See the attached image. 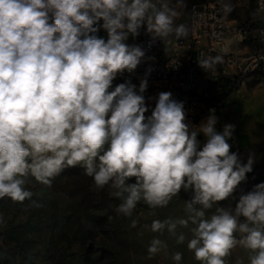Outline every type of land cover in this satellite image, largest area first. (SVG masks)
<instances>
[{
	"label": "clouds",
	"instance_id": "clouds-1",
	"mask_svg": "<svg viewBox=\"0 0 264 264\" xmlns=\"http://www.w3.org/2000/svg\"><path fill=\"white\" fill-rule=\"evenodd\" d=\"M218 2L225 15L234 10L231 0ZM179 15L168 0H0V199L31 200L30 178L51 187L75 167L92 178L93 191L108 189L120 201L114 211L124 217L140 202L165 208L190 191L183 218L144 227L166 230L179 244L186 237L177 229H189L187 248L199 264H227L236 247L248 251V264H264V182L236 196L254 158L242 163L230 151L235 126L218 132L215 109L192 124L171 92L159 93L146 116V78L138 88L131 80L113 87L145 58L141 46L126 43L129 36L144 28L153 40L184 37ZM101 27L107 40L96 35ZM218 62L219 56L198 57L206 72ZM226 200L235 207L220 206ZM166 250L156 237L147 248L149 258ZM182 258L170 257L174 264Z\"/></svg>",
	"mask_w": 264,
	"mask_h": 264
},
{
	"label": "rangeland",
	"instance_id": "rangeland-1",
	"mask_svg": "<svg viewBox=\"0 0 264 264\" xmlns=\"http://www.w3.org/2000/svg\"><path fill=\"white\" fill-rule=\"evenodd\" d=\"M168 2L180 13L175 23L187 27V35L179 39L190 36L195 5L219 3L218 0ZM231 2L235 7L229 17L248 34V44L253 50L264 51V15L261 19L252 4ZM174 40L177 38L173 35L163 41ZM213 101L220 107L224 97H214ZM259 178V183L264 182V168ZM92 184V178L84 171L70 170L55 177L51 187L30 178L25 187L33 193L31 200L21 203L7 197L0 199V216L6 221L0 225V264H168V260L174 264L170 257L176 252L182 253L180 264H199L187 248L191 239L189 229H177V234L183 232L186 237L179 244L166 230L153 233L144 227L155 219L183 218V201L179 204L173 198L161 212V208L150 209L140 202L132 217H124L114 211L120 201L111 197L108 189L93 191ZM240 188L247 193L253 187ZM32 201L41 207L34 206ZM109 216L113 219L109 220ZM133 219L137 221L135 227ZM154 237L164 241L167 250L149 258L147 248ZM248 256L247 250L236 247L226 261L248 264Z\"/></svg>",
	"mask_w": 264,
	"mask_h": 264
},
{
	"label": "built area",
	"instance_id": "built-area-1",
	"mask_svg": "<svg viewBox=\"0 0 264 264\" xmlns=\"http://www.w3.org/2000/svg\"><path fill=\"white\" fill-rule=\"evenodd\" d=\"M240 1L244 4L253 1L262 19L264 9L258 8V0ZM96 35L105 40L108 38L102 27ZM226 40H233L236 46L226 48ZM248 41V34L221 11L219 3L195 5L192 9L191 33L187 38L170 42L153 40L144 28H141L139 36L133 38L130 35L126 43L141 46L145 58L134 73H125L114 80L113 87L131 80L138 88L141 79L146 78L144 96L149 108L146 116L155 107L159 93L171 92L173 99L184 103L188 121L199 125L204 102L222 96L224 86L233 88L248 77L264 75V51L250 49ZM239 46H245L246 50H241ZM217 56L221 57V62L209 72L198 65V57ZM228 143L231 147L237 146L234 137ZM70 170L84 171L75 167L63 172Z\"/></svg>",
	"mask_w": 264,
	"mask_h": 264
},
{
	"label": "crops",
	"instance_id": "crops-1",
	"mask_svg": "<svg viewBox=\"0 0 264 264\" xmlns=\"http://www.w3.org/2000/svg\"><path fill=\"white\" fill-rule=\"evenodd\" d=\"M229 44L230 48L236 46L233 40H229ZM239 48L246 50L245 46H239ZM249 48L252 49L250 46ZM261 77L264 75L248 77L233 88L228 85L224 86L222 88L223 104L217 107L213 98L206 100L199 118L201 123L209 115V109H215V115L218 117L216 124L218 132H222L226 124L235 126L232 137L236 139L237 146L231 147L230 151L237 153L242 163H246L250 155L254 158L253 171L246 174L247 180L238 187L237 197L241 193V186L250 188L259 183V174L264 168V78ZM197 139L201 147L207 141V137L202 133ZM190 198L191 192L183 190L178 194V197H174L179 204H183ZM236 202L235 200H226L219 204L223 207L230 205L234 208ZM161 211L162 208L159 209V212Z\"/></svg>",
	"mask_w": 264,
	"mask_h": 264
},
{
	"label": "bare ground",
	"instance_id": "bare-ground-1",
	"mask_svg": "<svg viewBox=\"0 0 264 264\" xmlns=\"http://www.w3.org/2000/svg\"><path fill=\"white\" fill-rule=\"evenodd\" d=\"M226 48H230L229 40H226Z\"/></svg>",
	"mask_w": 264,
	"mask_h": 264
},
{
	"label": "water",
	"instance_id": "water-1",
	"mask_svg": "<svg viewBox=\"0 0 264 264\" xmlns=\"http://www.w3.org/2000/svg\"><path fill=\"white\" fill-rule=\"evenodd\" d=\"M167 263L170 264V261L168 260Z\"/></svg>",
	"mask_w": 264,
	"mask_h": 264
},
{
	"label": "trees",
	"instance_id": "trees-1",
	"mask_svg": "<svg viewBox=\"0 0 264 264\" xmlns=\"http://www.w3.org/2000/svg\"><path fill=\"white\" fill-rule=\"evenodd\" d=\"M251 4L253 5V4H254V2L252 1V2H251Z\"/></svg>",
	"mask_w": 264,
	"mask_h": 264
}]
</instances>
